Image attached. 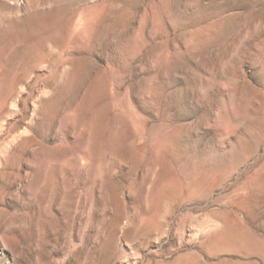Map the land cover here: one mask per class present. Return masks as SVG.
I'll use <instances>...</instances> for the list:
<instances>
[{
	"label": "rangeland",
	"instance_id": "rangeland-1",
	"mask_svg": "<svg viewBox=\"0 0 264 264\" xmlns=\"http://www.w3.org/2000/svg\"><path fill=\"white\" fill-rule=\"evenodd\" d=\"M0 264H264V0H0Z\"/></svg>",
	"mask_w": 264,
	"mask_h": 264
}]
</instances>
